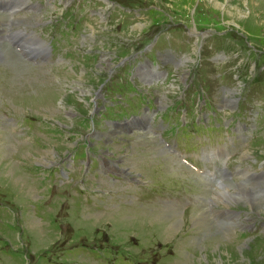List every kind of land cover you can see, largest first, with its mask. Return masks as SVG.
I'll use <instances>...</instances> for the list:
<instances>
[{"label":"rangeland","instance_id":"1","mask_svg":"<svg viewBox=\"0 0 264 264\" xmlns=\"http://www.w3.org/2000/svg\"><path fill=\"white\" fill-rule=\"evenodd\" d=\"M68 1L70 7L61 11L62 3L53 0L51 12L35 17L34 32L52 52L47 70L37 71L10 54L0 62V264H264V213L217 202L208 174L198 178L193 172L194 190L190 182L182 183L178 165L144 157L136 173L141 181L120 198L108 182L92 179L100 173L90 162L91 141L69 146L75 137H93L84 131V120H92L105 103L101 118L128 108L129 114L140 112L143 103L165 106L163 96L170 106L189 109V124L203 117L193 107L205 95L212 107L204 104V114L215 107L223 124L217 127L210 114L213 125L203 119L206 128L196 120L183 126L177 123L180 111L171 115L172 134L186 149L178 150L194 151L195 169L216 171L217 178L225 159L229 175L220 181L227 187L251 173L261 176L250 187L264 185V0ZM58 15L64 26L59 41H65L67 27L80 22L68 41H56L55 47L46 24L56 23ZM151 38L155 49H163L158 58L173 60L157 61L156 72L165 70L166 76L147 90L133 70L142 73L140 64L157 60L156 53L147 52L153 46L145 48ZM192 81L186 103L178 105ZM101 83L103 99L91 105ZM161 118L166 121L167 115ZM42 156L66 160L70 167L46 165ZM188 189L193 195L183 198ZM170 200L174 205L166 204Z\"/></svg>","mask_w":264,"mask_h":264},{"label":"bare ground","instance_id":"2","mask_svg":"<svg viewBox=\"0 0 264 264\" xmlns=\"http://www.w3.org/2000/svg\"><path fill=\"white\" fill-rule=\"evenodd\" d=\"M163 100L164 97L161 96L160 102L162 103ZM229 187L231 189L230 192L226 193L225 191H223L225 189L228 190ZM214 197H216L217 202L219 201L223 202L225 207H231L235 209L246 208L249 211L256 212V214L264 213L263 186L259 187L255 185L250 187V184L246 183L245 181L231 184V186L228 187L223 184L214 193ZM236 205H240V207H236ZM231 212L236 213L234 210H231Z\"/></svg>","mask_w":264,"mask_h":264}]
</instances>
